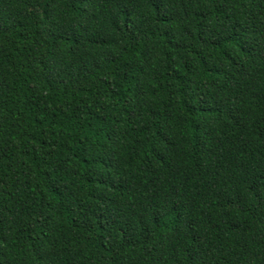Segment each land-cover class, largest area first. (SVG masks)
Masks as SVG:
<instances>
[{"label":"trees","instance_id":"16d2710c","mask_svg":"<svg viewBox=\"0 0 264 264\" xmlns=\"http://www.w3.org/2000/svg\"><path fill=\"white\" fill-rule=\"evenodd\" d=\"M0 264H264V0H0Z\"/></svg>","mask_w":264,"mask_h":264}]
</instances>
